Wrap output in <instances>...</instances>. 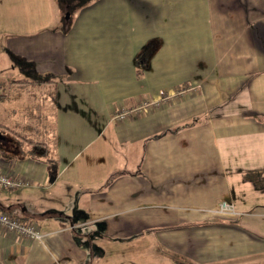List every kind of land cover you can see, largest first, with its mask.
<instances>
[{
	"label": "crops",
	"instance_id": "obj_1",
	"mask_svg": "<svg viewBox=\"0 0 264 264\" xmlns=\"http://www.w3.org/2000/svg\"><path fill=\"white\" fill-rule=\"evenodd\" d=\"M20 126L48 129L52 182ZM98 142L113 168L67 169ZM0 171L31 183L0 207L41 232L0 226V264H120L112 241L264 264V0H0Z\"/></svg>",
	"mask_w": 264,
	"mask_h": 264
},
{
	"label": "rangeland",
	"instance_id": "obj_2",
	"mask_svg": "<svg viewBox=\"0 0 264 264\" xmlns=\"http://www.w3.org/2000/svg\"><path fill=\"white\" fill-rule=\"evenodd\" d=\"M15 131L18 132V134H21L22 136L28 137L31 140H39L41 136H49V131L46 127H37V126H28V127H15ZM11 137V136H10ZM13 139H18V142L26 141L24 144L27 146H30L29 142L27 141L28 139L24 140L20 137L13 136ZM44 140L46 139L43 137ZM48 139V140H49ZM47 140V139H46ZM47 142L49 143V141ZM14 152V151H13ZM19 153H22L20 151ZM23 154H28V152H24ZM113 160H114V152L113 148L110 146L108 147L106 144L99 145V142L96 144H93L92 146L88 147L85 151L77 155L72 161L71 164L68 166L67 169H111L113 168ZM90 172H92L90 170ZM94 172V171H93ZM86 174V173H85ZM91 174V173H90ZM80 182V181H78ZM60 180L57 182V184L54 186L53 190L51 192L57 193V197H59L64 191L60 190ZM61 197V196H60ZM60 204L57 209L60 210H65L66 208H70V206L66 205L70 202V200H61L58 201ZM72 209H77L76 206H71ZM71 209V210H72ZM130 243L126 242H118V241H112V242H105L104 247L110 248V247H115L119 248L120 252L118 254V257L114 259L117 262H120V264H173L172 259L170 257H166L165 255L162 254H156L152 253V250L142 247L141 250H138V254L134 255L133 251H129L128 247H130ZM140 248V247H139ZM183 257V255H182ZM120 261H118L119 259ZM172 258L174 255H172ZM185 263H187L189 260H186L187 258H184ZM192 261V260H191ZM262 264V263H260Z\"/></svg>",
	"mask_w": 264,
	"mask_h": 264
},
{
	"label": "built area",
	"instance_id": "obj_3",
	"mask_svg": "<svg viewBox=\"0 0 264 264\" xmlns=\"http://www.w3.org/2000/svg\"><path fill=\"white\" fill-rule=\"evenodd\" d=\"M159 100H141L139 103L132 105L131 107H122L114 115L115 121L124 120L130 115L142 111L146 107H157L160 105ZM30 181L22 178L15 177L14 175L0 171V188L14 189L17 187L30 186ZM215 211L218 213H233L234 208L230 203L221 201L216 207ZM0 226L5 228L8 232L14 233L25 239H38L41 236V232L32 220L22 221L18 217H14L11 214L0 209Z\"/></svg>",
	"mask_w": 264,
	"mask_h": 264
},
{
	"label": "trees",
	"instance_id": "obj_4",
	"mask_svg": "<svg viewBox=\"0 0 264 264\" xmlns=\"http://www.w3.org/2000/svg\"><path fill=\"white\" fill-rule=\"evenodd\" d=\"M147 46L148 45H145L143 50L138 55V63L141 60H142V62H144V60H146L148 58L150 53L148 54L146 52ZM28 141H29V143H31V147L29 149H27L26 152H29L28 154L31 155L32 157H34L35 159L42 160L46 164L47 170L49 172H56V166H55L53 158L50 156L49 151L41 145V144L44 145V143L39 142V141L38 142L32 141L30 138H28ZM38 152H39L38 156H41V157H36L37 156L36 154H38ZM0 209L5 211L2 207H0ZM5 212L9 213L8 211H5ZM9 214H11L14 217H18L16 215H13L12 213H9ZM19 219H21V218H19ZM22 221H26V219L22 220Z\"/></svg>",
	"mask_w": 264,
	"mask_h": 264
},
{
	"label": "water",
	"instance_id": "obj_5",
	"mask_svg": "<svg viewBox=\"0 0 264 264\" xmlns=\"http://www.w3.org/2000/svg\"><path fill=\"white\" fill-rule=\"evenodd\" d=\"M54 178H55V172H49V177H48L49 182H52Z\"/></svg>",
	"mask_w": 264,
	"mask_h": 264
}]
</instances>
